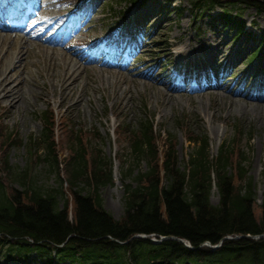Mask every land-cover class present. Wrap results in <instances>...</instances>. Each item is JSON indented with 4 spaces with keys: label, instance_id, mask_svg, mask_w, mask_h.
<instances>
[{
    "label": "trees",
    "instance_id": "16d2710c",
    "mask_svg": "<svg viewBox=\"0 0 264 264\" xmlns=\"http://www.w3.org/2000/svg\"><path fill=\"white\" fill-rule=\"evenodd\" d=\"M211 1L264 9V0ZM191 135L188 140L198 144L183 166L172 139L166 140L160 161L149 126L133 135L128 155L132 163L123 172V177L131 176L132 181L124 183V213L119 220L101 208L98 192L111 181L110 170L103 171L102 161L95 156L88 167L85 152L76 154L68 165L71 186L83 184L82 189L72 190V219L67 205L57 207V194L41 188L7 193L0 182V235L9 242L8 250L14 249L19 257L36 251L43 258L54 249L57 255L68 254L64 257L92 264H264V237L252 238L264 234V201L257 216L246 157L225 145L210 157L206 136ZM143 160L145 169L136 170ZM213 183L219 197L216 205L209 201ZM141 233L183 238L193 249L176 240L152 244L134 237ZM226 235L241 237L225 239L216 249L202 245L206 241L217 244ZM53 243L64 245L57 248Z\"/></svg>",
    "mask_w": 264,
    "mask_h": 264
},
{
    "label": "rangeland",
    "instance_id": "374dc122",
    "mask_svg": "<svg viewBox=\"0 0 264 264\" xmlns=\"http://www.w3.org/2000/svg\"><path fill=\"white\" fill-rule=\"evenodd\" d=\"M118 1L99 0L98 11L92 19V24L97 25L99 23L97 18L108 11L109 5H112L113 10L130 8L124 2L118 4ZM162 1L149 0L147 4L138 6L134 12L135 18L138 17L147 21L152 15L158 14L148 26L152 28L153 33L156 32V29L161 28L159 39L165 40L162 44H160L161 41L155 44L151 42V37H149L148 46L150 49L157 48L155 49L157 52H163L164 48H158L176 46V51H178L185 47L196 49L204 46V43L206 45L212 43L216 48L225 50L226 53H236L235 60H239L241 69L245 71L243 73L244 78L250 71L251 73L256 72L255 64L252 62L242 67L243 58L248 55L253 46H243L242 40L232 41L234 36L231 29L227 26H216L217 30H208V27L214 26V23H208L209 19L205 18L202 22H196L187 10L188 0H175L173 3L175 5L170 6L172 9L169 12V22L165 24L166 13L161 15L158 11L163 7ZM177 7L180 11L182 10L180 15H178V11L176 14L173 12V9ZM216 13L217 10L213 12L214 15ZM243 19L246 22V31H251L255 36L262 32L264 18L255 10H245ZM251 20L254 24L249 26ZM140 23V27H144L143 21L140 20ZM237 51H241V53ZM4 61L7 59L5 58ZM155 63L159 66V61ZM162 70L165 69L158 68L157 73H161ZM147 72H150L157 79H161L160 75H156V69L150 68ZM239 74L238 70H234L233 77L228 83H233ZM254 77L260 79L257 74ZM239 86L237 82H234L230 91L225 88L218 95L175 93L170 96L167 94V90L154 89L141 77H137L133 71L117 73L114 70L108 72L91 66L82 72V78L77 88L83 89L82 93L87 95L78 108L70 106L67 109L65 105L58 106V98L43 97L42 100L31 95V104H25L17 112L7 115L9 112L7 110L8 103L6 101L1 102V105H4V110H0V178L5 183L4 187L7 191L22 188V184L15 178L20 177L23 171H25L27 180L34 179L38 185L43 187L54 186L57 183L54 174L44 172L45 169L49 168V165L39 162L38 155L42 150L35 147L33 150H29L28 144L29 139L38 136L42 130V124L36 111L51 110L50 108L53 107L50 106V103L52 102L57 107V118L62 120V123L53 132L58 141L61 137V130L72 123L75 128L82 130V142L86 141L89 148L93 147L90 150L101 149L102 157L113 160V163L116 164V180L114 183L101 188L100 194L105 209L118 219L123 213V190L119 180V168L122 165L121 169L123 170L132 163L128 156L127 135L120 133L119 125L132 129L139 126L145 118L153 117L155 130L161 135L158 137L159 148L163 147L164 138H166V134H169L174 138L178 159L183 164L187 154L193 148V143L186 140L187 130L191 127L196 129L194 125L190 127L187 120L178 123V120L187 115L188 117H196L206 132L209 138L210 154L216 155L218 147L223 141L228 142L231 139L238 141L235 150L244 152L247 159V176L251 179L256 192L254 211L259 216V205L264 201V105L251 109V104L247 102V98L231 97L232 91L237 90ZM251 89L252 92L253 88ZM52 114L54 115V113ZM232 123L241 124L246 130L245 135L239 139L233 136V128L230 125ZM92 128H94L93 137L88 133V131H92ZM67 135L68 133L56 145L62 180L67 177L66 163L71 154L67 147ZM8 136H16L21 140L12 142L10 138L6 139ZM90 154L91 152H88L87 155L90 156ZM5 158L7 164L12 166L8 170H5ZM144 166V162H141L138 168L143 169ZM210 199L214 204L217 203L215 190L211 192ZM32 261L24 264H40L35 259Z\"/></svg>",
    "mask_w": 264,
    "mask_h": 264
},
{
    "label": "bare ground",
    "instance_id": "6f19581e",
    "mask_svg": "<svg viewBox=\"0 0 264 264\" xmlns=\"http://www.w3.org/2000/svg\"><path fill=\"white\" fill-rule=\"evenodd\" d=\"M41 23L37 25L40 26ZM73 39V36L71 40ZM24 43H27L28 45V39L21 40L19 39V45L16 47L15 51L11 55L10 64L11 67L9 69L15 71V68H17V65L21 63V57H20V50L22 49V45ZM82 43H75V46H79ZM40 48L44 49L45 46H39ZM209 53L214 56H221L225 57L222 52H216V48L209 49ZM73 57V56H72ZM54 59V57H51V60ZM74 59H66L63 63H54L52 65L50 60H47L45 58L40 60H34L31 61L30 64L35 67V70L38 71L42 76L43 79L50 78V82L52 84V97L55 95H58L59 97V103H68V104H76L80 105L82 101L84 100V97H82V94H78L75 99V90L77 86L78 81V74L75 73L78 69V67L73 68L71 66V62H73ZM186 59H183V62H185ZM75 65V63H74ZM27 68V65H25V69ZM5 69H0V94L1 99L0 101L4 103V101H8L10 105L11 110L18 109L22 102L26 100V96L21 91V88L23 85L27 83V79L22 75V73L17 74L15 72L8 74H5ZM34 71L29 70L31 73L34 74ZM57 72L62 73L61 76L58 75ZM185 73L183 72V75ZM34 83H36L34 81ZM262 87L264 88V82L257 84V88ZM55 88H58L55 92ZM29 92H32L33 89H28ZM75 99V100H74ZM251 103V102H250ZM250 105L251 109H254L255 107L259 105H264L259 100H256V103H251Z\"/></svg>",
    "mask_w": 264,
    "mask_h": 264
}]
</instances>
